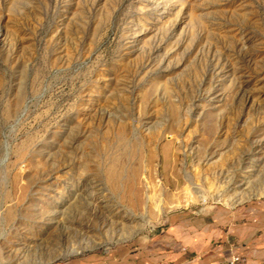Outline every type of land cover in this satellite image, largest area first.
<instances>
[{
  "label": "rangeland",
  "instance_id": "obj_1",
  "mask_svg": "<svg viewBox=\"0 0 264 264\" xmlns=\"http://www.w3.org/2000/svg\"><path fill=\"white\" fill-rule=\"evenodd\" d=\"M258 198L264 0H0V264Z\"/></svg>",
  "mask_w": 264,
  "mask_h": 264
},
{
  "label": "crops",
  "instance_id": "obj_2",
  "mask_svg": "<svg viewBox=\"0 0 264 264\" xmlns=\"http://www.w3.org/2000/svg\"><path fill=\"white\" fill-rule=\"evenodd\" d=\"M234 253L264 264V198L173 212L129 243L50 264H220Z\"/></svg>",
  "mask_w": 264,
  "mask_h": 264
},
{
  "label": "built area",
  "instance_id": "obj_3",
  "mask_svg": "<svg viewBox=\"0 0 264 264\" xmlns=\"http://www.w3.org/2000/svg\"><path fill=\"white\" fill-rule=\"evenodd\" d=\"M220 264H244V263L242 261L241 256L234 253L231 254L227 260L221 262Z\"/></svg>",
  "mask_w": 264,
  "mask_h": 264
}]
</instances>
